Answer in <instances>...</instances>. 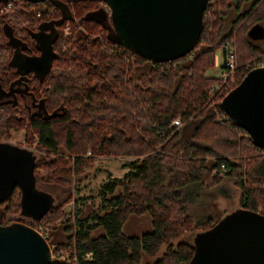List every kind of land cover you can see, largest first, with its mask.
Returning a JSON list of instances; mask_svg holds the SVG:
<instances>
[{
	"label": "trees",
	"instance_id": "obj_1",
	"mask_svg": "<svg viewBox=\"0 0 264 264\" xmlns=\"http://www.w3.org/2000/svg\"><path fill=\"white\" fill-rule=\"evenodd\" d=\"M244 1L207 0L190 54L163 65L112 42L102 0H12L11 20L1 9L0 92H7L4 89L19 76L9 64L12 47L4 26L23 41L27 55L38 51L28 31L43 25L54 28L48 70L39 74L27 70L22 76L39 110H29L22 91H9V98H0V135H7L10 127L23 126L26 143L34 142L33 147L43 152L34 153L40 156L33 159L34 182L40 178L34 166L40 163L43 178L61 186L63 196L34 218L20 213L19 190L13 185L0 200V223L7 222L3 217L11 212L31 226L46 224L47 242L54 241V249L63 248L66 253L63 259L51 256L48 264H180L190 261L194 245L173 240L214 224L211 217L195 219L188 211L190 194L196 196L222 178H232L239 189L238 208L264 213V148L252 144L219 107V99L209 97L217 76L206 74L215 63V50L221 51L226 38L235 43L228 90L264 55V26L259 45L249 38L253 25L264 22V0H251L240 10ZM4 2L0 0V8ZM231 7L236 13L223 30ZM96 29L105 44L145 63L137 82L129 76L123 56L100 47L97 36H91ZM173 118L181 125L172 123ZM86 149L90 155H84ZM96 153L131 159L121 176L100 183L102 211L83 215L75 208L71 216H65L60 204L69 197L70 174L76 179L84 176L85 165ZM143 212L149 214L148 230L140 234L121 230L126 217ZM57 219L64 236L54 240Z\"/></svg>",
	"mask_w": 264,
	"mask_h": 264
},
{
	"label": "water",
	"instance_id": "obj_2",
	"mask_svg": "<svg viewBox=\"0 0 264 264\" xmlns=\"http://www.w3.org/2000/svg\"><path fill=\"white\" fill-rule=\"evenodd\" d=\"M102 1L108 10L112 42L145 59L163 61L177 58L194 46L207 0ZM40 28L28 31L35 43H40L36 44L37 55L26 54L27 69L36 74L48 70L47 51L54 33L50 26L41 42ZM4 31L14 47L19 38L7 26ZM10 60L12 56L9 64L14 65ZM218 105L247 133L252 144L264 148V65L244 72ZM33 159L30 150L0 142V200L16 185L20 213L38 218L52 199L34 185ZM195 233L196 245L190 260L194 264H264V213L260 211L238 208L209 229ZM49 260V244L33 226L19 220L0 223V264H48Z\"/></svg>",
	"mask_w": 264,
	"mask_h": 264
},
{
	"label": "rangeland",
	"instance_id": "obj_3",
	"mask_svg": "<svg viewBox=\"0 0 264 264\" xmlns=\"http://www.w3.org/2000/svg\"><path fill=\"white\" fill-rule=\"evenodd\" d=\"M11 7V6H10ZM9 8H0L5 12V17L11 20L13 18L12 14L9 12ZM33 7H30L29 10H33ZM235 15L234 11L229 9L226 13L224 24L225 29H227V25L229 20ZM67 32L66 26L62 28V33L65 35ZM91 36H97L100 47L107 49L108 51L115 53L117 55L123 56V61L127 66H129V70H127L129 76H131L134 82H137V75H139L142 71L146 70V65L144 62L136 61L132 54H128L127 52H119L116 46L105 44L104 40L101 38L100 31L97 29L94 31V34ZM31 39V38H30ZM229 41H232L234 53H235V43L231 38H226ZM24 50V49H23ZM235 56V55H234ZM215 63L213 66L208 68L206 74L215 75L218 74V68L220 63V48L215 50ZM218 80V76H217ZM215 80V81H217ZM19 83H16L17 86ZM23 84V83H22ZM18 90V89H17ZM10 91V90H9ZM7 91V92H9ZM12 91V90H11ZM22 91V90H20ZM7 92H4L5 94ZM25 94V93H24ZM211 95V94H209ZM3 96V95H2ZM215 100L216 98L213 97ZM27 103L30 102L27 97H25ZM34 102L33 106H30V111H38L39 107L37 103ZM177 125H181V122L176 123ZM34 136V134H33ZM0 142L9 143L15 146L24 147L34 154L35 152L38 154L36 148H34V142L31 144L26 143L24 140V127H10L8 128L7 135H0ZM42 151H39V154H42ZM45 154V153H44ZM35 157H38L34 154ZM84 155H90L89 149H86ZM93 156V160L90 164L85 165V175L76 179L72 174H70V183L68 188L66 189V193L69 194V197L60 204V209L65 213V216H71L73 210L79 209L80 212L84 215L85 212H89L91 210L102 211L105 205L101 204V200L98 194V188L102 181L111 176H121L123 172L127 169L126 163L131 159L130 156L127 155H111V154H101L96 153ZM40 157V156H39ZM38 157V158H39ZM37 158V159H38ZM69 164V163H68ZM34 169L37 172V175L40 177L36 182H34L35 187L40 190L47 192L51 196V203L58 202L59 199L63 196L61 193V186L53 185L50 180H45L44 174L45 170L43 166L39 163L34 166ZM66 195V194H65ZM190 197L187 199L188 211L193 215L195 219H200L203 217H211L214 223H218L225 214H229L231 212H235L238 209V198H239V189L233 182L232 178H222L216 185L210 188H203L201 192H198L196 196L194 194H190ZM0 207L2 205L0 204ZM260 210V208H258ZM3 219L8 218L9 221L17 220V213H6ZM149 214L147 212H143L140 214H130L123 221L121 230L126 234H140L142 231L148 230L150 226ZM61 219H57L55 222V229L52 231V238L61 239L64 236V232L62 229V223L59 221ZM26 221V220H25ZM6 223V222H3ZM139 223V224H138ZM40 228L45 229V236H47L48 226L46 224H36ZM33 226V227H36ZM94 232L97 231L93 230ZM195 231L190 232L186 231L178 238L174 239L173 242L177 240H184L193 245L195 240ZM46 239V238H45ZM53 241V240H52ZM54 242V241H53ZM49 243L50 248V258L51 256L57 255L60 258H65L66 253L65 249H54V243ZM191 260V259H190ZM180 264H194L192 261L182 262Z\"/></svg>",
	"mask_w": 264,
	"mask_h": 264
},
{
	"label": "built area",
	"instance_id": "obj_4",
	"mask_svg": "<svg viewBox=\"0 0 264 264\" xmlns=\"http://www.w3.org/2000/svg\"><path fill=\"white\" fill-rule=\"evenodd\" d=\"M3 4L4 5L2 6V8H9L12 5V0H5V2ZM107 12H108V10H107ZM118 50H119V48H118ZM221 51H222V56L220 58L218 74H217L218 80L214 81L210 85V89H209V93L211 94V95H209V97H215L216 99H220L228 91V88H229L230 82H231V74H232L233 69L235 67V56H234L235 53H234L232 41L225 39L221 45ZM185 54L189 55L190 50L187 51ZM174 59L175 58L169 59V60H163V61H152V60H149V61L152 63H155V64H159V65L162 64L163 65V64L169 63L171 60L173 61ZM257 65H264V55H260L254 61L253 66H257ZM171 122L172 123H178V120H177V118H173L171 120ZM34 228L42 236L45 237V234H46L45 229L40 228L39 226H36Z\"/></svg>",
	"mask_w": 264,
	"mask_h": 264
},
{
	"label": "crops",
	"instance_id": "obj_5",
	"mask_svg": "<svg viewBox=\"0 0 264 264\" xmlns=\"http://www.w3.org/2000/svg\"><path fill=\"white\" fill-rule=\"evenodd\" d=\"M250 1L251 0H246V1H244L241 5H240V10H244V9H246L247 7H248V5H249V3H250ZM231 9V11H234L235 13H236V11L234 10V8H230ZM228 25H229V23H228ZM228 25H227V27H228ZM263 26H264V22L262 21V22H259V23H257V24H255V25H253V27L250 29V31H249V38H250V40L251 41H253L254 43H256V44H260L261 43V32H262V29H263ZM225 29V24H224V28H223V30ZM40 31H39V33H40V37H43V39L45 38V33H47V31H48V29L46 28V26H44L43 25V27L42 28H40L39 29ZM44 40H42L41 39V42H43ZM15 43L17 42V45H15L14 47H13V50H14V54L12 55L11 54V56H12V58H15V57H18L19 59H20V62H22V65H20V66H18L17 65V63L16 64H14L15 66H17L18 67V70L19 71H21L20 72V74L21 75H23V73L25 72V71H27L28 69H27V66H26V64H27V62H26V55L24 54V53H21V52H17V50H19L17 47H19V48H23L24 47V45H20V44H23V41H21L20 39L19 40H15L14 41ZM22 42V43H21ZM40 43H38L37 42V45H39ZM21 48V49H22ZM12 50V51H13ZM38 51L35 53L36 55L39 53V49H37ZM221 56H222V52L220 51V58H221ZM215 59H216V57H215V52H214V62H215ZM38 65L39 66H41L42 65V63H38ZM19 67H20V69H19ZM32 69V68H31ZM35 69H37L36 67H35ZM38 70V69H37ZM20 75V76H21ZM21 79V82H23V79L22 78H20ZM23 85V84H22ZM22 87V86H21ZM12 90V91H11ZM10 91L11 92H13V91H15L16 89H15V87L14 88H12ZM1 94V93H0ZM8 95L9 94H11V93H7ZM149 221H150V219H149ZM139 224V223H138Z\"/></svg>",
	"mask_w": 264,
	"mask_h": 264
},
{
	"label": "flooded vegetation",
	"instance_id": "obj_6",
	"mask_svg": "<svg viewBox=\"0 0 264 264\" xmlns=\"http://www.w3.org/2000/svg\"><path fill=\"white\" fill-rule=\"evenodd\" d=\"M51 25V24H50ZM51 27H53L52 25H51ZM42 40H43V38H41ZM41 39H40V41H41ZM14 44L15 45H17V42L15 43L14 42ZM20 45H22V44H20ZM12 47V50H13V46H11ZM19 50H17V52H21V53H24V51H23V48L21 49V48H19V47H17ZM25 55H26V53H24ZM10 62H12L13 64H16L17 63V65L18 66H20V65H22V62H20V59L18 58V57H15V58H12V60H10ZM27 65V64H26ZM29 66V65H28ZM27 66V67H28ZM19 69H20V67H19ZM34 69H35V65H34ZM16 70L19 72V76L15 79V80H13V82L11 83V85H10V88L9 89H4L5 91H9V90H11L12 88H14L15 87V89H18V90H22V95H23V98H24V101H25V103L27 104V106H28V108H30V106H33L34 105V102L33 101H35L34 99H33V97H31L30 96V94L26 91V89H25V86H23L22 85V82H21V79L20 78H22V76L23 75H21L20 74V72L21 71H19L18 70V67L16 68ZM21 70V69H20ZM21 75V76H20ZM16 83H19L18 85L19 86H17L16 85ZM22 86V87H21ZM3 91V90H2ZM0 92L1 94H0V98L1 99H6L7 97L9 98V96L10 95H8V94H5L4 92ZM25 93V94H24ZM3 95V96H2ZM25 97H27V99H29L30 100V102L29 103H27L26 102V100H25ZM38 106V105H37ZM31 151V150H30Z\"/></svg>",
	"mask_w": 264,
	"mask_h": 264
}]
</instances>
